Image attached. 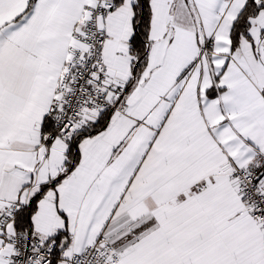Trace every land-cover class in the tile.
Listing matches in <instances>:
<instances>
[{
	"label": "snow or ice",
	"instance_id": "obj_1",
	"mask_svg": "<svg viewBox=\"0 0 264 264\" xmlns=\"http://www.w3.org/2000/svg\"><path fill=\"white\" fill-rule=\"evenodd\" d=\"M0 264H264V0H0Z\"/></svg>",
	"mask_w": 264,
	"mask_h": 264
}]
</instances>
